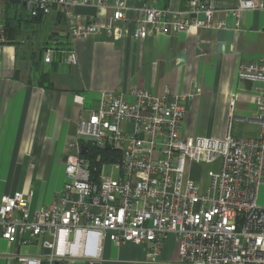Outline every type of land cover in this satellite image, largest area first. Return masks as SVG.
<instances>
[{
  "label": "built area",
  "instance_id": "2783aa9c",
  "mask_svg": "<svg viewBox=\"0 0 264 264\" xmlns=\"http://www.w3.org/2000/svg\"><path fill=\"white\" fill-rule=\"evenodd\" d=\"M0 0V12L6 2ZM30 17L48 16L54 8L64 14L73 39L100 32L111 33L124 21L125 6L118 2L106 24L78 25V6L91 0H14ZM99 0V8H104ZM215 0H187L182 11L146 6L137 21L134 39L150 35L181 33L191 27L212 28L222 12ZM254 4L243 1L225 13L237 20L242 10ZM218 28L227 27L221 22ZM4 26L0 25V36ZM53 51L46 50L50 63ZM68 62L77 56L69 52ZM239 79L262 84L251 120L258 135L251 139L186 137L183 122L188 97H162L135 90L133 102L116 91L102 92L98 109L78 123V153L65 162V184L48 206L30 213L32 193L16 192L0 197V242L41 246L50 264L100 257L109 239L115 246H141L145 262L128 264H264V207L259 206L264 189V55L243 64ZM97 151L120 154L112 162L119 180L92 178L90 163L79 153V144ZM88 147V146H87ZM89 152V151H88ZM208 165L206 181L195 178L194 167ZM175 251L163 259L171 237ZM24 264H40L23 259Z\"/></svg>",
  "mask_w": 264,
  "mask_h": 264
},
{
  "label": "crops",
  "instance_id": "0c3cea01",
  "mask_svg": "<svg viewBox=\"0 0 264 264\" xmlns=\"http://www.w3.org/2000/svg\"><path fill=\"white\" fill-rule=\"evenodd\" d=\"M243 1L254 8L242 10L236 23L225 11ZM98 2L74 9L78 25L106 24L118 2L125 6L126 19L110 34L75 39L59 8L36 20L22 3L8 0L6 12H0V197L32 193L31 215L62 191L66 159L78 153V123L98 109L102 92L116 91L128 102L135 90L188 97L186 137L258 135L251 120L262 84L239 79V70L264 55V0H215L222 13L212 28L153 34L142 41L134 33L146 6L182 11L187 0H104V8ZM221 22L227 27L218 28ZM48 49L53 51L50 63L45 61ZM69 52L76 54V65L68 62ZM166 251L163 259H170ZM48 255L37 244L0 242V264H24L23 259L50 264ZM129 262L144 263V248L118 247L106 239L99 258L57 264Z\"/></svg>",
  "mask_w": 264,
  "mask_h": 264
},
{
  "label": "trees",
  "instance_id": "16d2710c",
  "mask_svg": "<svg viewBox=\"0 0 264 264\" xmlns=\"http://www.w3.org/2000/svg\"><path fill=\"white\" fill-rule=\"evenodd\" d=\"M167 8H168L167 5L163 7V9H167ZM40 18L41 17L33 18V19L38 20ZM47 87L49 88L52 86L49 84ZM85 145L88 146L89 149L86 159L90 163L92 178L96 183H98L102 167L104 165H109L112 162H117L120 158V154L110 149L97 151L96 149L92 148L91 145L89 144H85Z\"/></svg>",
  "mask_w": 264,
  "mask_h": 264
},
{
  "label": "rangeland",
  "instance_id": "374dc122",
  "mask_svg": "<svg viewBox=\"0 0 264 264\" xmlns=\"http://www.w3.org/2000/svg\"><path fill=\"white\" fill-rule=\"evenodd\" d=\"M210 169L211 167L208 165H202L200 166V168L194 167L193 172L194 173L196 172L198 176L200 175L201 184L205 183L206 177H207L206 175ZM102 178L104 180L107 179V180L117 181L119 180V173L114 169L112 165H109L105 167ZM258 204L259 206L264 207V189H262L260 192ZM174 244H175V238L172 236L167 244L166 252H167L168 258H171L172 255H174V251H175Z\"/></svg>",
  "mask_w": 264,
  "mask_h": 264
},
{
  "label": "water",
  "instance_id": "95a60500",
  "mask_svg": "<svg viewBox=\"0 0 264 264\" xmlns=\"http://www.w3.org/2000/svg\"><path fill=\"white\" fill-rule=\"evenodd\" d=\"M88 151H89V149L85 144H83V143L79 144V153L81 156L86 157L88 154Z\"/></svg>",
  "mask_w": 264,
  "mask_h": 264
}]
</instances>
